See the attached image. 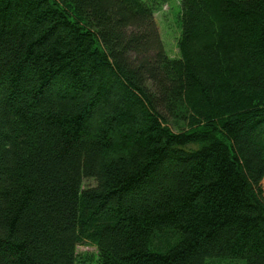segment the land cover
Masks as SVG:
<instances>
[{
    "label": "trees",
    "instance_id": "1",
    "mask_svg": "<svg viewBox=\"0 0 264 264\" xmlns=\"http://www.w3.org/2000/svg\"><path fill=\"white\" fill-rule=\"evenodd\" d=\"M163 1L0 0V264H264V0Z\"/></svg>",
    "mask_w": 264,
    "mask_h": 264
},
{
    "label": "rangeland",
    "instance_id": "2",
    "mask_svg": "<svg viewBox=\"0 0 264 264\" xmlns=\"http://www.w3.org/2000/svg\"><path fill=\"white\" fill-rule=\"evenodd\" d=\"M180 0H166L157 5L155 18L165 44L168 55L178 58L180 55L179 39L180 29ZM93 180H85L83 188L94 186ZM170 239V237H169ZM174 238L171 240L173 241ZM160 244H167V237L163 236L157 240ZM98 252L95 245L91 243L82 244L76 250V264H99ZM208 264H246L244 261H209Z\"/></svg>",
    "mask_w": 264,
    "mask_h": 264
}]
</instances>
